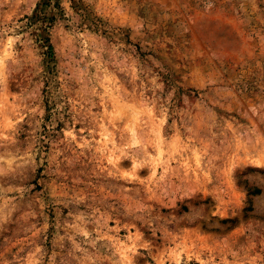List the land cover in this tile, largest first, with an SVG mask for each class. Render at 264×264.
<instances>
[{"label":"rangeland","instance_id":"obj_1","mask_svg":"<svg viewBox=\"0 0 264 264\" xmlns=\"http://www.w3.org/2000/svg\"><path fill=\"white\" fill-rule=\"evenodd\" d=\"M0 264H264V0H0Z\"/></svg>","mask_w":264,"mask_h":264},{"label":"trees","instance_id":"obj_2","mask_svg":"<svg viewBox=\"0 0 264 264\" xmlns=\"http://www.w3.org/2000/svg\"><path fill=\"white\" fill-rule=\"evenodd\" d=\"M45 42H46V44H48V46H47L48 50L52 52L53 51V46L49 44L50 43L49 40L46 39ZM254 193L258 194V193H260V191L259 190H255Z\"/></svg>","mask_w":264,"mask_h":264}]
</instances>
